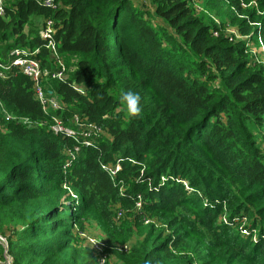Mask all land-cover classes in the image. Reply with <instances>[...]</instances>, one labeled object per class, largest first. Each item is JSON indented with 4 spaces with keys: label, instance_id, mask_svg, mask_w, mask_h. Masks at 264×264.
<instances>
[{
    "label": "trees",
    "instance_id": "16d2710c",
    "mask_svg": "<svg viewBox=\"0 0 264 264\" xmlns=\"http://www.w3.org/2000/svg\"><path fill=\"white\" fill-rule=\"evenodd\" d=\"M46 1L3 0L0 16V62L24 48L43 70L58 66L47 21L58 56L76 61L43 77L61 103L48 111L18 68L0 78V264H264V63L248 48L264 47V0H201L245 41L220 33L199 0H150L153 12L136 0ZM124 90L140 93V116L125 113ZM76 116L100 131L85 136ZM90 218L103 250L81 242ZM135 228L143 238L124 248Z\"/></svg>",
    "mask_w": 264,
    "mask_h": 264
},
{
    "label": "rangeland",
    "instance_id": "374dc122",
    "mask_svg": "<svg viewBox=\"0 0 264 264\" xmlns=\"http://www.w3.org/2000/svg\"><path fill=\"white\" fill-rule=\"evenodd\" d=\"M137 3L145 4L146 6L150 7L149 11L153 12V8L150 4V0H136ZM197 9L199 10V12H202L203 15H205L206 20L210 23H216L218 24V26L221 28L220 33H222L223 35L229 37L231 40L234 41H245L247 40V37L242 36L239 34L238 31V27L236 26V24H233L231 19L226 16V17H220L218 15H216L213 11H209L206 8H204L203 6V2L201 0L198 1L197 5H196ZM151 15H153V13H150ZM153 20L159 24L160 26H166V23L159 17H155L152 16ZM248 48L250 51V54L253 57V61L254 62H263L264 63V55L261 51V45H259V43H256L254 41H250V43H248ZM12 53V52H11ZM11 53H9V56H11ZM51 61L53 64H55V62L57 63L56 60L53 59V57H51ZM60 61L62 62V65L64 68V74L63 76L66 77L69 75V73L75 69V65H76V61L70 57L67 58V60L65 59V61L60 57ZM58 66L53 65V70H44V72L48 75L55 72V71H59L61 70V66L59 63H57ZM48 77V75H46ZM48 89V86H47ZM51 103L50 105H52V102L60 104V100L58 99V97L54 94L51 96ZM85 121H77V116L75 117L73 123L75 125V127H77L78 130H82L85 131L86 127H85V123H82ZM72 124V122L70 123ZM63 126V124H61ZM58 126L55 124L53 125V128H57ZM67 129L72 130V131H76V129H74V127H67ZM127 216H125L124 212L121 211H117L116 212V216L115 219L116 220H121L119 221V224H121V222L123 223ZM224 216L221 218L223 219ZM238 223L236 224V228L239 230V233L242 236H247L250 235L249 234V229L246 227L248 225L246 220H239L237 221ZM147 224V222L145 223ZM158 224V223H157ZM159 228H164V226L158 224ZM141 230L139 228H135V233L134 235L131 237L130 241L124 246V248H128L129 246H131L132 244L136 243L140 238H143L142 235H140ZM169 233L168 231H166V234ZM81 237V242L82 244L86 247L87 250L93 252L96 251L98 245H100V247H103L102 250L104 249V241L106 239V234L102 228V226L100 225V223L95 220L94 218H90L87 219L85 222V231L83 233L80 234ZM255 239H257V236L253 237ZM0 240L2 242H5V239L3 237H0ZM103 245V246H101ZM100 249V248H98ZM100 251V250H97ZM112 251H108L105 252L103 255L106 258V260L108 261H115L118 258L113 254L110 253ZM123 252V251H122Z\"/></svg>",
    "mask_w": 264,
    "mask_h": 264
},
{
    "label": "built area",
    "instance_id": "2783aa9c",
    "mask_svg": "<svg viewBox=\"0 0 264 264\" xmlns=\"http://www.w3.org/2000/svg\"><path fill=\"white\" fill-rule=\"evenodd\" d=\"M47 3H50V0L46 1ZM4 15V8H3V0H0V16ZM54 28L53 24L51 21H47L46 27L42 29L41 31V36L47 41V47L51 51V55L53 58L56 59L57 63L60 64L62 67L61 70L55 71L49 75H51L53 78H64V68L62 65V62L60 61V57L57 54V45L53 38L51 36L53 35ZM39 50H34L33 52H29L24 48H15L12 50L11 56H14L11 62L8 63H2L0 62V78L5 77L6 71H10L13 69V67L18 68L20 71H22L25 75L30 77L34 83H35V90H36V96L40 100L41 104L43 105V109L45 111H48L49 108H58L60 104L52 102L51 103V96L53 95L52 91H47V89L42 85V79L45 76V72L42 69L41 63L38 59L33 58L34 55L38 53ZM261 51L264 55V47L261 44ZM48 75V73L46 74ZM48 75V76H49ZM78 90H81L78 88ZM56 125L58 126L55 128V131H62L64 130L65 132L69 134H75L76 132L67 129V127L62 126V121L60 119H55ZM78 121V118H77ZM85 123V122H82ZM85 131L84 134L85 136H90L92 133H96L97 131L99 132L100 130L97 129V127L94 124L90 123H85ZM103 246V245H101ZM100 248V249H98ZM98 250H101L102 247L98 245L97 247Z\"/></svg>",
    "mask_w": 264,
    "mask_h": 264
},
{
    "label": "clouds",
    "instance_id": "9594fccd",
    "mask_svg": "<svg viewBox=\"0 0 264 264\" xmlns=\"http://www.w3.org/2000/svg\"><path fill=\"white\" fill-rule=\"evenodd\" d=\"M120 103L129 118L138 117L143 111L142 97L139 92L124 90L120 93Z\"/></svg>",
    "mask_w": 264,
    "mask_h": 264
}]
</instances>
